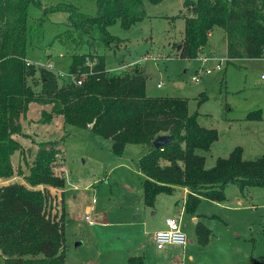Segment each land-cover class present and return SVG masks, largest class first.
Returning a JSON list of instances; mask_svg holds the SVG:
<instances>
[{
	"label": "trees",
	"instance_id": "1",
	"mask_svg": "<svg viewBox=\"0 0 264 264\" xmlns=\"http://www.w3.org/2000/svg\"><path fill=\"white\" fill-rule=\"evenodd\" d=\"M93 1V14L81 12L73 2L51 5L44 13L62 10L68 14L67 28L53 37L71 50V79L65 81L46 67L41 66L37 74L35 65L27 63L32 31L27 24L29 7H42L39 0H0V179L14 177L16 170L22 176V181L0 184L2 264H65L64 208L61 200L56 210L58 196L48 187L63 192L65 185L64 177L53 170L60 161L57 142L37 143L31 164H26L27 173L12 162L14 152L22 150L13 136L21 133L30 103L50 104L42 112L44 122L61 116L66 124L109 139L116 155L127 144L146 146L137 161L145 206L154 208L158 194H172L176 187H183L188 190L184 209L195 214L203 198L226 200L228 184L240 191L250 186L264 188V149L259 157L245 159L242 147L235 146L206 168L199 151L209 150L218 132L202 126L196 111L188 112L186 98L148 96L137 66L117 74L106 69L99 50L119 40L109 26L119 22L129 29L145 17L144 1L157 4L161 0ZM183 6L190 13L183 15V38L177 47L180 57L199 56L217 28L224 33L226 63L264 57V0H184ZM43 20L41 16L36 28L41 29ZM246 117L262 118L259 109ZM161 134L171 140L154 148L152 141ZM195 233L199 245L208 243L211 231L201 221L196 222ZM127 262L144 264L142 256H129ZM241 264H264V260L249 258Z\"/></svg>",
	"mask_w": 264,
	"mask_h": 264
},
{
	"label": "rangeland",
	"instance_id": "2",
	"mask_svg": "<svg viewBox=\"0 0 264 264\" xmlns=\"http://www.w3.org/2000/svg\"><path fill=\"white\" fill-rule=\"evenodd\" d=\"M183 1L161 0L157 4L144 1L142 8L146 15L141 21L129 29L122 28L119 22L110 25L109 32L119 40L99 50L104 55L105 67L109 73L117 74L137 66L145 78L148 96L186 98L188 112L196 111L202 126L218 132L210 149L199 151L205 158L206 168L211 167L217 157H226L235 146L242 147L243 158H257L264 149L263 60L236 58L226 63L224 33L217 28L201 54L223 58L222 68L192 80L200 63L196 58L180 57L177 48L183 38V15L190 13ZM39 2L45 8L29 7L31 18L27 24L32 31L26 59L35 65L37 74L41 66L50 63L58 76L69 81L71 50L53 39L55 33L67 28L68 14L62 10L48 12L46 16L44 13L51 5L73 2L81 12L93 14L95 3L93 0ZM41 16L43 25L38 29L36 24ZM157 83H161L159 87ZM49 109L50 104L29 105L21 121L20 136L16 137L22 150L15 151L12 162L14 168L20 164L21 171L27 173L26 164H31L37 143L57 142L60 161L53 170L64 177L65 185L63 192L48 187L58 196L56 210L59 212L61 200L64 208L65 264H118L119 256L126 250H134L135 245L139 244L141 251L152 250L149 235L143 234V220L151 217L154 208L143 203V175L137 164L147 147L127 144L123 152L116 155L109 139L66 124L61 116L44 122L42 112ZM257 109L263 119L246 117ZM17 174L18 170L11 180L22 181V176ZM6 182L0 179V184ZM225 195L226 200L222 202H200L198 207L203 206L207 214L212 215L206 223L215 235L237 242L246 252L238 264L250 257L264 260V188L250 186L240 191L235 184H228ZM156 205L158 217L163 209ZM86 206H90L88 212ZM181 226L185 236L193 237L188 216L181 219ZM123 264H126L124 259ZM145 264L169 262L159 263L148 255Z\"/></svg>",
	"mask_w": 264,
	"mask_h": 264
},
{
	"label": "crops",
	"instance_id": "3",
	"mask_svg": "<svg viewBox=\"0 0 264 264\" xmlns=\"http://www.w3.org/2000/svg\"><path fill=\"white\" fill-rule=\"evenodd\" d=\"M17 136L20 135L15 134L13 137L16 139ZM8 180H11V178ZM187 192L188 190L186 188L179 187V189H176L172 194L166 195L164 193H160L156 196L155 204L160 205L163 211L158 215V217H156L158 213V209L154 206V211L151 213V217L146 216L145 213L146 217L143 220V226H144L143 234L145 236L149 235V239L151 240L152 243L151 245L152 250L148 251L147 249L146 250L142 249L141 251L140 245L139 244L135 245L134 250L132 251L126 250L122 255L119 256L118 259L119 262L116 261L118 264H123V259L125 263L128 264L127 259L129 256H142L143 262L145 264L148 255L152 259L158 260L159 263H163L166 261L169 262V264L171 263L172 264H238L240 262V259L246 255V252L241 250V246L237 242L232 240L222 239L219 235H215V233L212 232L210 226L206 223V220L208 218H211L212 215L207 214V211L203 206H199V207L197 206L195 214H189L185 211L184 201ZM224 193H225V188H224ZM254 193H255V189H254ZM202 200L214 201L206 198H203ZM89 210H90V206H86L85 211L88 212ZM173 216H178L180 226H181V219L183 220L184 216H188L189 222L193 227L194 235L193 237L191 235L190 238L186 236L187 238L184 245L166 244L162 248L158 249L155 245H153V241H154L153 233L158 229L164 228L165 219L167 217H173ZM197 221H201L211 231V236L208 240V243L203 246L199 245L196 239L195 224ZM194 244H197L198 246L202 247V249H198L197 247H194L195 246ZM246 260H248V258Z\"/></svg>",
	"mask_w": 264,
	"mask_h": 264
},
{
	"label": "built area",
	"instance_id": "4",
	"mask_svg": "<svg viewBox=\"0 0 264 264\" xmlns=\"http://www.w3.org/2000/svg\"><path fill=\"white\" fill-rule=\"evenodd\" d=\"M264 50V47H263ZM143 59H146L144 57ZM199 61L200 66L197 68V74L195 73L192 76V80H198L202 75L210 74L214 70H220L222 68V61L224 63L223 58H215V56H210L207 54H200L196 57ZM226 60V58H225ZM264 63V57H262ZM27 63H30L27 61ZM46 68L52 69V65L47 64ZM264 77V75H262ZM78 80L76 83H80ZM161 83H157V87L160 86ZM153 240L155 246L159 249L162 248L166 244H178L184 245L186 242V236L181 229L180 222L178 216L167 217L165 219V227L162 229H158L153 233Z\"/></svg>",
	"mask_w": 264,
	"mask_h": 264
},
{
	"label": "water",
	"instance_id": "5",
	"mask_svg": "<svg viewBox=\"0 0 264 264\" xmlns=\"http://www.w3.org/2000/svg\"><path fill=\"white\" fill-rule=\"evenodd\" d=\"M170 140H171V137L169 135H166V134L157 135L153 139L152 145L154 148H161L162 146L169 143Z\"/></svg>",
	"mask_w": 264,
	"mask_h": 264
}]
</instances>
